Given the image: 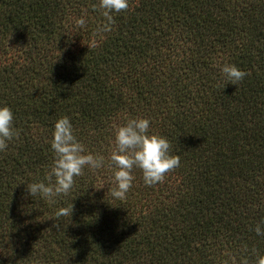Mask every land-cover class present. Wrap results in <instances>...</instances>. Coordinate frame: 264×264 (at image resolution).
I'll list each match as a JSON object with an SVG mask.
<instances>
[{
	"label": "trees",
	"instance_id": "1",
	"mask_svg": "<svg viewBox=\"0 0 264 264\" xmlns=\"http://www.w3.org/2000/svg\"><path fill=\"white\" fill-rule=\"evenodd\" d=\"M105 24L99 0H0V105L18 132L0 151V264H256L264 0H128ZM225 63L247 75L226 84ZM64 116L104 165L49 203L26 185L45 181ZM136 118L180 163L151 186L134 169L119 200L109 157L115 130Z\"/></svg>",
	"mask_w": 264,
	"mask_h": 264
},
{
	"label": "clouds",
	"instance_id": "2",
	"mask_svg": "<svg viewBox=\"0 0 264 264\" xmlns=\"http://www.w3.org/2000/svg\"><path fill=\"white\" fill-rule=\"evenodd\" d=\"M99 8L103 9L106 20L111 22L114 13L128 8V0H99ZM75 25L83 27L86 23L83 16L75 20ZM109 24L98 30H109ZM226 84L236 85L247 73L236 65L225 63L219 68ZM150 121L146 118L130 119L115 130L114 149L110 153L111 165L114 168L115 188L111 195L123 200L132 186L133 170L139 169L145 185L151 186L164 179L167 172L179 166V157L170 154V143L166 137L149 132ZM18 132L14 126V113L4 104L0 105V151H4L8 142L16 138ZM53 160L45 181H36L26 185L27 194L39 197L49 203H55L58 197L67 195L74 186V177H79L87 167L89 170L100 169L104 165V157L86 152L84 145L74 134L73 125L64 116L57 119L53 126L50 140ZM73 204L60 207L57 218L72 216ZM258 235L262 229H255ZM256 264H264V256L258 257Z\"/></svg>",
	"mask_w": 264,
	"mask_h": 264
}]
</instances>
